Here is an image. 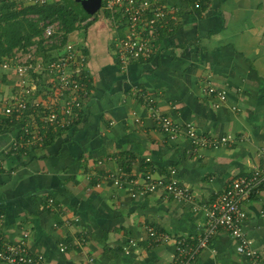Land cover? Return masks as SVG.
<instances>
[{
	"label": "crops",
	"instance_id": "crops-1",
	"mask_svg": "<svg viewBox=\"0 0 264 264\" xmlns=\"http://www.w3.org/2000/svg\"><path fill=\"white\" fill-rule=\"evenodd\" d=\"M174 2L176 15L154 54L123 67L110 19L98 14L85 35L69 34L87 48L91 88L79 122L44 145L14 148L22 123L1 119L2 91L9 95L12 86L3 80L10 76H0V234L13 240L27 230L29 248L46 264H168L177 236L202 233L201 206L261 161L264 0H207L200 10L191 0ZM211 85L225 90L223 101L207 90ZM137 92L152 96L175 121L206 136L231 133L234 141L200 146L184 134L169 138ZM172 169L192 201L166 196L161 188L132 195V184L103 177L120 171L138 177L149 170L167 178ZM263 201L260 187L242 206L243 228L264 252ZM148 225L168 232L169 239L150 243ZM60 242L67 244L64 250ZM190 264L250 261L237 239L219 228Z\"/></svg>",
	"mask_w": 264,
	"mask_h": 264
},
{
	"label": "built area",
	"instance_id": "built-area-1",
	"mask_svg": "<svg viewBox=\"0 0 264 264\" xmlns=\"http://www.w3.org/2000/svg\"><path fill=\"white\" fill-rule=\"evenodd\" d=\"M14 2L17 5L43 4L47 0ZM99 9L97 14H101L107 20L110 19L116 31L112 36V44L121 67L130 60L150 58L157 49V28L167 27V22L176 15L174 0H103ZM92 16L82 20L80 24H84ZM42 25L44 42L61 47L56 54L49 58H41L40 55H34L33 51H21L22 54L18 51L0 63L2 70L7 72L13 70L14 73L13 91L2 100L4 102L2 112L6 115L13 113L15 120L22 123L23 131L13 143L14 148H23L31 144L42 145L50 127L58 132L62 127L74 126L82 117L83 96L89 92V89L85 88V79L87 80L88 76L83 72L87 70V54L82 51L79 44L69 38V34L74 30L68 32L64 39L59 20L45 19ZM118 28H122V32H119ZM38 84H42L41 87H38ZM207 90L221 101L226 98L223 88L216 89L211 85ZM137 94L143 96L159 128L169 138L184 134L192 143L200 146L223 145L234 141L231 133L219 137L199 133L192 124L179 123L171 116L162 114L154 104L152 96H145L139 92ZM215 104H219V101ZM259 153L261 161L258 165L247 172L234 175L221 192L209 203L201 206L204 214L202 233L197 236L192 234L177 236L174 242L175 251L168 264H190L219 228H223L237 239L239 250L249 258L250 264H264V252L253 244L252 238L243 228L246 211L242 206L244 199L253 190L264 188V143L260 146ZM174 173L172 169L171 175L166 178L154 176L147 170L138 177H127L126 173L120 171L119 174L109 173L103 177L111 178L117 185L125 182L132 184L136 188L132 195L161 188L166 196L192 201L193 194L190 188L181 183ZM259 214L264 220V201ZM1 223L0 216V226ZM147 236L150 243L169 239L168 232L153 225L147 226ZM27 239V230L21 231L13 240L5 239L0 234V261L6 264H46L40 252L29 248ZM66 247V243H59L60 250Z\"/></svg>",
	"mask_w": 264,
	"mask_h": 264
},
{
	"label": "trees",
	"instance_id": "trees-1",
	"mask_svg": "<svg viewBox=\"0 0 264 264\" xmlns=\"http://www.w3.org/2000/svg\"><path fill=\"white\" fill-rule=\"evenodd\" d=\"M67 1L68 2H63L62 0H47V2L43 4L28 3L17 5L14 0H0V63L13 56L14 47L26 50L27 46L34 42H36L38 46L37 50H35L36 55H40L43 58L52 57L60 50L61 47L54 44V52L48 51V48L50 47L41 43L40 39H42L41 33L43 31V25L39 23L40 20L58 19L61 29L63 30L64 39L68 32L75 29H78L80 35H85L88 26L97 18V13L94 12L91 14L93 15L91 19H88L84 24H80V22L86 19L89 15L85 12H81V10L76 8L70 0ZM195 1L197 4H195ZM206 1L207 0H191L196 9L199 10L205 7ZM31 14L34 15V18ZM167 24H169V22H167ZM165 29L166 26L157 28L158 38L164 33L163 30ZM35 37H37L36 40L34 39ZM79 45L81 46L82 51L87 54L86 46L82 44ZM83 72L88 76L87 80L85 79V88L90 90L91 73L88 70V67L87 70ZM10 81L12 82V79ZM1 117L6 124L13 123L15 120V115L13 113L6 115L2 112ZM67 129L68 127L65 126L56 132L50 127L47 136L43 138L42 145L48 143L54 135L60 134ZM17 150L23 152L26 149L23 147L17 148ZM125 171L129 173L128 169H125Z\"/></svg>",
	"mask_w": 264,
	"mask_h": 264
},
{
	"label": "rangeland",
	"instance_id": "rangeland-1",
	"mask_svg": "<svg viewBox=\"0 0 264 264\" xmlns=\"http://www.w3.org/2000/svg\"><path fill=\"white\" fill-rule=\"evenodd\" d=\"M62 1H63V2H68L67 0H62ZM102 1H103V0H102ZM102 1H101V4H102ZM14 4H15V3H14ZM19 5H20V3H19ZM99 10H100V9H99ZM31 15H33V14H31ZM100 15H101V14H100ZM103 15H104V14H103ZM96 16H98V14H96ZM33 18H34V15H33ZM44 20H45V19H44ZM44 20H40L39 23L42 24V22H43ZM56 20H58V19H56ZM41 34H42V33H41ZM41 36H42V35H41ZM41 36H40V37H41ZM34 39L36 40L37 37H35ZM71 40H72V41H75L74 38H71ZM40 41H41L42 44H45L46 46H49V47H50V48H48V51H53V52H54V50H55V49H54V44H48V43L44 42V39H40ZM75 43L78 44V42H75ZM79 44H80V43H79ZM37 47H38V46H37V43L34 42V43H31L30 45H28L26 50H23V49H21V48H16V47H14V48H13V51H14V53L20 51V53L22 54L21 51H24V52H25V51L28 50V51H30V52L33 51V54L36 55L35 50H37ZM43 47H44V45H43ZM40 48H41V47H40ZM38 49H39V48H38ZM41 49H42V48H41ZM19 57H20V56H19ZM41 58H42V56H41ZM11 71L13 72V70H11ZM12 72H10V71L7 72V71H5V70H2L1 67H0V76H1V74L5 73L6 76H10V80L12 79V82L9 80V77H7L8 79H6V78L3 79L6 83H8V84L10 83V85L12 86V87H11V90H12L14 84H15L14 81H13V80H14V78H13L14 73H12ZM41 77H42L43 79H45L44 76L41 75ZM8 80H9V81H8ZM41 85H42V84H38V87H41ZM21 88H23V87L21 86ZM12 91H13V90H12ZM6 93H7V91L4 92V90H3L1 96L3 97V94H5V96H9V95H7ZM5 96H4V97H5ZM4 97H3V98H4ZM3 98H1V99H3ZM2 102H3V101H2Z\"/></svg>",
	"mask_w": 264,
	"mask_h": 264
},
{
	"label": "water",
	"instance_id": "water-1",
	"mask_svg": "<svg viewBox=\"0 0 264 264\" xmlns=\"http://www.w3.org/2000/svg\"><path fill=\"white\" fill-rule=\"evenodd\" d=\"M76 8L81 10V12L91 15L94 12L98 11L101 6L102 0H70ZM88 16V17H89Z\"/></svg>",
	"mask_w": 264,
	"mask_h": 264
},
{
	"label": "clouds",
	"instance_id": "clouds-1",
	"mask_svg": "<svg viewBox=\"0 0 264 264\" xmlns=\"http://www.w3.org/2000/svg\"><path fill=\"white\" fill-rule=\"evenodd\" d=\"M97 12H98V11H97ZM97 12H96V13H97Z\"/></svg>",
	"mask_w": 264,
	"mask_h": 264
},
{
	"label": "flooded vegetation",
	"instance_id": "flooded-vegetation-1",
	"mask_svg": "<svg viewBox=\"0 0 264 264\" xmlns=\"http://www.w3.org/2000/svg\"><path fill=\"white\" fill-rule=\"evenodd\" d=\"M97 12V11H96Z\"/></svg>",
	"mask_w": 264,
	"mask_h": 264
}]
</instances>
